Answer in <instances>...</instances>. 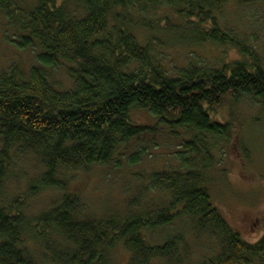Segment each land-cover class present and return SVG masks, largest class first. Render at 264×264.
<instances>
[{
    "label": "trees",
    "instance_id": "16d2710c",
    "mask_svg": "<svg viewBox=\"0 0 264 264\" xmlns=\"http://www.w3.org/2000/svg\"><path fill=\"white\" fill-rule=\"evenodd\" d=\"M234 1L254 0H37L29 11L14 0H0L17 48L40 50L36 65L15 64L0 72V200L17 155L28 152L42 166L25 197L0 206V264H45L29 254L36 243L51 264H115L112 253L120 246L130 254L127 264H185L186 233L163 244L153 235L187 220L196 239L212 241V253L217 251L200 264H264V236L249 243L232 228L211 200L206 175L220 143L232 139V122L215 115L241 96L264 102V68L244 60L221 70L169 69L156 56L169 43L232 41L218 16ZM161 10L167 12L166 25L149 18ZM167 36L173 40L166 42ZM66 63L72 65L67 73L73 86L60 90L49 70ZM134 110L192 135L175 153L181 170L141 177L144 193L156 196L152 208L137 197L127 212L84 218L80 194L69 190L66 174L107 166L123 155L121 148L155 133V126L134 122ZM243 152L247 159L246 148ZM145 155L144 149L131 154L129 165L140 164ZM50 191L63 194L61 202L28 216L27 198Z\"/></svg>",
    "mask_w": 264,
    "mask_h": 264
},
{
    "label": "rangeland",
    "instance_id": "374dc122",
    "mask_svg": "<svg viewBox=\"0 0 264 264\" xmlns=\"http://www.w3.org/2000/svg\"><path fill=\"white\" fill-rule=\"evenodd\" d=\"M14 1L29 11L37 0ZM260 1H234L221 9L218 16L221 29L232 41L225 45L202 44L193 47L171 46L169 43L157 48L158 60L169 69L197 66L221 70L226 64L244 60L252 65L258 62L264 68V3ZM165 13L167 12L161 10L149 18L166 25ZM15 39L14 30L7 28L6 19L0 12V72L15 64L24 69L37 64L35 59L40 50H20L14 43ZM172 40L173 37L167 36L165 41ZM240 47L249 53L243 54ZM71 66L66 63L49 70L51 81L58 89L72 88L73 83L67 73ZM262 102L251 96H241L233 107L215 115V120L219 122H232V139L229 145L220 143V148L214 153V167L206 172L213 204L232 228L249 243H256L264 236ZM132 119L137 124L155 126V133L146 135L140 141H132L128 149L121 148L120 153L123 155L115 156L107 166H95L89 173L77 171L66 174L65 181L69 190L80 194V211L84 218L99 219L112 213L127 212L129 202L137 197L143 205L152 208V205L155 206L152 199L156 196L151 192L144 193L147 183L141 177L154 171L181 170L175 153L181 151L184 142L190 140L192 135L184 128L159 125L158 120L145 111H132ZM244 148L249 155L247 159L244 157ZM141 149L146 150L141 163L129 165V156ZM41 169L40 160L32 154L26 152L17 155L10 169L0 206H9L17 197H25L29 182ZM62 195L50 191L27 198L25 213L35 217L47 212L61 202ZM191 230L190 221H179L154 234L153 240L163 244L171 236L186 233L189 253L185 264H200L204 258L212 257L217 251L212 253V241L197 240ZM28 250L35 261L51 264L44 246L36 243ZM112 258L115 264H127L130 254L120 246L112 253ZM154 264L166 263L156 261Z\"/></svg>",
    "mask_w": 264,
    "mask_h": 264
}]
</instances>
